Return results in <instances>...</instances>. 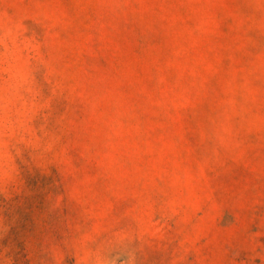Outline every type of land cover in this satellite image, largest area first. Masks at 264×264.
Returning a JSON list of instances; mask_svg holds the SVG:
<instances>
[{
    "label": "rangeland",
    "instance_id": "rangeland-1",
    "mask_svg": "<svg viewBox=\"0 0 264 264\" xmlns=\"http://www.w3.org/2000/svg\"><path fill=\"white\" fill-rule=\"evenodd\" d=\"M0 264H264V0H0Z\"/></svg>",
    "mask_w": 264,
    "mask_h": 264
}]
</instances>
